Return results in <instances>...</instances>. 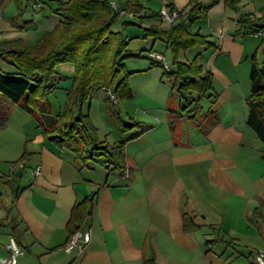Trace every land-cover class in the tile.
Listing matches in <instances>:
<instances>
[{"label": "crops", "instance_id": "0c3cea01", "mask_svg": "<svg viewBox=\"0 0 264 264\" xmlns=\"http://www.w3.org/2000/svg\"><path fill=\"white\" fill-rule=\"evenodd\" d=\"M201 1L206 18L223 4ZM169 110L166 147L146 158L129 150L126 157L125 149L120 170L82 166L44 137L36 119L24 158L32 165L0 167V259L13 235L24 251L18 264H256V252L264 250V142L247 125V115L240 126L219 118L205 130L209 116L200 114L197 132L194 118ZM38 165L40 175L25 179L26 169L33 173ZM86 197H94L81 228L89 230L90 241L82 252H65L70 210Z\"/></svg>", "mask_w": 264, "mask_h": 264}, {"label": "trees", "instance_id": "16d2710c", "mask_svg": "<svg viewBox=\"0 0 264 264\" xmlns=\"http://www.w3.org/2000/svg\"><path fill=\"white\" fill-rule=\"evenodd\" d=\"M47 1L52 12L59 17L57 27L44 32L33 45H25L21 38L0 41V59L8 61L14 68L10 72L0 69V124L4 122L10 104L20 106L35 116L44 137L59 150L72 152L82 166L88 159L104 158L113 168L120 170L124 167L125 150L102 146L94 138V127L82 107L95 88H104L117 100L131 96L128 74L123 71L126 58L133 56L126 54L130 39L113 30L122 16L112 8L111 0ZM123 2V7H119L128 9L140 20L159 17V13L147 12L139 0ZM223 3L237 10L239 0H223ZM167 6L175 9L173 4ZM187 6L186 12L178 10L179 18L169 28L152 24L142 29L146 38L162 39L168 44L172 53L170 71L159 64L164 68L163 74L172 78L180 115L196 118L201 113L200 99L211 96L213 76L198 63L199 54L189 61L180 57L195 46L214 48L216 44L208 40L207 35L192 33L188 29V23L205 19L207 7L201 0H189ZM261 12L260 17L247 15L241 19L237 35L264 33V7ZM126 23L141 26L135 21ZM262 40L264 42V36ZM155 62L152 60L151 64ZM64 63L73 64L75 69L70 91L55 117L43 121L40 117L43 101L55 89L56 66ZM249 80L246 123L264 142V62L261 67L252 62ZM106 100L114 104L109 97ZM93 202L94 197H86L72 206L66 223L68 237L65 244L91 216Z\"/></svg>", "mask_w": 264, "mask_h": 264}, {"label": "rangeland", "instance_id": "374dc122", "mask_svg": "<svg viewBox=\"0 0 264 264\" xmlns=\"http://www.w3.org/2000/svg\"><path fill=\"white\" fill-rule=\"evenodd\" d=\"M41 1H44L43 6L37 8L36 5H31L30 0H0V41L18 38L15 34L23 32L22 37L19 38L25 45H33L44 32L57 27L59 17L49 8L47 0ZM113 1L121 7L124 5L123 0ZM204 1L209 3V0ZM140 2L149 13H159L161 7L170 4L167 0H140ZM169 2L180 7L183 12L188 10V6H184L187 3L186 0H170ZM263 7L264 0H239L237 10L225 6L224 3L221 6L216 4L210 8L207 18L205 17L207 20H198L194 24L188 23L190 32L208 34L207 36L211 38L208 40L217 42L222 47L219 52L217 48L205 49L203 46H195L183 57L184 60L189 57L192 60L199 53L198 63L205 71L211 70L214 74L211 96H205L199 101L200 114L209 116V126L205 125V130L219 118L227 125L232 123L237 126L242 125L245 120L246 99L250 90L247 65H251L252 62L260 67L263 65L262 37L264 35H237V32L241 29V19L247 15L260 17ZM126 12L131 13L128 9ZM145 20L148 26L149 21L165 29L171 25L162 22L159 17L145 18ZM127 21L140 23L137 16L126 14L117 21L113 30L120 31L124 37L130 39L126 54L133 56L126 58L123 71L128 74L127 82L131 96L117 100L104 88H95L84 103L82 111L94 127V138L102 146L113 147L115 150L126 149V157L127 150L135 152L138 156L143 152L141 155L146 158L152 157V154L166 147L164 144L169 138L170 125L166 115L171 113L169 109H173V113L180 114V107L176 92L172 89V78L163 74L165 71L159 64L161 62L151 58L147 51L151 48L163 55L165 61L171 64L172 53L168 44L157 40L152 46L153 39L144 36L142 24L140 23L141 26L138 27L127 24ZM219 29L222 30V35L218 34ZM13 34L14 36L5 38L6 35ZM229 54L231 58H228ZM245 56L246 59H244ZM152 60L156 61L154 66L147 69ZM0 68L9 71L14 69L4 59H0ZM55 69L58 72L54 82L55 89L42 104L44 112L40 116L43 121L55 117L62 109L75 75V69L71 63L57 65ZM107 97L114 104L108 102ZM46 114H52V116L46 117L44 116ZM4 122L6 123L4 126L0 125V167L2 164L13 167L18 162H27L24 159L21 160V157L23 154H28L32 145L31 140L37 130L35 116L20 106L10 104ZM193 122L196 126L194 130L198 132L197 129L202 127V124L196 118ZM182 130L188 134L189 129L186 124L183 125ZM135 136L142 138L135 142L136 140L133 139ZM145 151L149 153L145 154ZM27 164L30 166L32 162ZM88 164L102 170L108 166L113 167L104 158H95V161L88 159L86 165ZM31 174H33L32 170L28 167L24 178L31 180ZM16 182L21 186L20 180Z\"/></svg>", "mask_w": 264, "mask_h": 264}, {"label": "built area", "instance_id": "2783aa9c", "mask_svg": "<svg viewBox=\"0 0 264 264\" xmlns=\"http://www.w3.org/2000/svg\"><path fill=\"white\" fill-rule=\"evenodd\" d=\"M32 6L36 5L37 8H41L43 3L41 0H30ZM110 5L114 10H116L120 16H124L126 14L133 15L131 13H127L126 10L121 9L119 5L111 0ZM159 18L162 22H166L169 24L174 23L179 18V13L177 9L169 8L167 5H164L159 10ZM218 33L221 34V31L218 30ZM258 36L264 35L263 32L257 34ZM149 56L155 60H158L162 63L166 71H170L169 64L165 61L164 56L155 52L150 51ZM18 166L20 168L24 167L23 163H19ZM41 173V167L38 165L33 169V175L35 177L39 176ZM90 241V232L89 230L79 229L71 239L63 246V250L65 252H71L74 249H77L79 252H82L85 246ZM5 250L7 252L6 256L0 259V264H18V257L24 253L22 248L18 245L15 237L10 235L5 244ZM254 261L256 264H264V250H259L256 252L254 256Z\"/></svg>", "mask_w": 264, "mask_h": 264}]
</instances>
